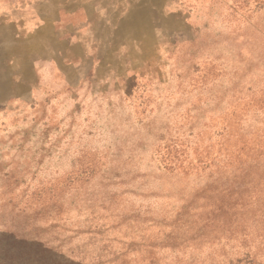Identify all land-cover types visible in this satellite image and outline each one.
Segmentation results:
<instances>
[{
    "label": "rangeland",
    "instance_id": "1",
    "mask_svg": "<svg viewBox=\"0 0 264 264\" xmlns=\"http://www.w3.org/2000/svg\"><path fill=\"white\" fill-rule=\"evenodd\" d=\"M258 156L264 0H0V264H264Z\"/></svg>",
    "mask_w": 264,
    "mask_h": 264
},
{
    "label": "trees",
    "instance_id": "2",
    "mask_svg": "<svg viewBox=\"0 0 264 264\" xmlns=\"http://www.w3.org/2000/svg\"><path fill=\"white\" fill-rule=\"evenodd\" d=\"M259 157V158H258ZM256 159H252V165L250 162L247 164L249 166L255 167L257 170H261V175L256 177L253 173L242 172L243 178L247 183L246 189L242 187H237V197L244 199L249 198V203H243L237 199V207L242 211L241 215L238 217V224L247 223L251 224L255 222L256 213L259 212L261 222L264 224V161L261 162V157L258 156ZM261 201L263 203H261ZM260 203L257 210L252 209V205ZM251 207V210L249 208ZM247 209V217L244 220L245 214L244 210ZM251 211V213H250ZM250 214V215H249ZM36 247V255L45 261L46 264H95L97 259L89 260L86 256L75 251L74 248L65 247L63 243H56L49 238H40L38 243H33ZM33 246V245H31Z\"/></svg>",
    "mask_w": 264,
    "mask_h": 264
}]
</instances>
